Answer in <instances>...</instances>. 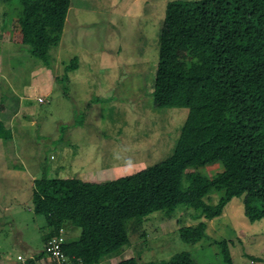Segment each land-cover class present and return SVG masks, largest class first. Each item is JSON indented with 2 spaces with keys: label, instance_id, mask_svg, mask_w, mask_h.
<instances>
[{
  "label": "rangeland",
  "instance_id": "374dc122",
  "mask_svg": "<svg viewBox=\"0 0 264 264\" xmlns=\"http://www.w3.org/2000/svg\"><path fill=\"white\" fill-rule=\"evenodd\" d=\"M168 1L70 0L61 40L49 49L45 67L22 45L12 5L0 0V98L28 85L35 89L29 102L0 99V114L19 106L12 138L0 130V264H20L43 248L45 221L31 203L32 181L43 172L98 182L174 152L188 109L157 108L151 94ZM221 170L219 164L199 168L209 176ZM197 222L186 208L170 216L154 212L103 264L132 256L166 259L181 251L191 252L197 264H222L215 244L222 239L234 264H263L264 218L250 222L242 197L205 221L203 240L183 242L179 229ZM60 230L66 239L77 238V228Z\"/></svg>",
  "mask_w": 264,
  "mask_h": 264
},
{
  "label": "trees",
  "instance_id": "16d2710c",
  "mask_svg": "<svg viewBox=\"0 0 264 264\" xmlns=\"http://www.w3.org/2000/svg\"><path fill=\"white\" fill-rule=\"evenodd\" d=\"M1 1L12 5L22 45L38 65L49 67L48 51L61 40L70 0ZM151 94L157 108L188 109L169 157L110 180L43 172L32 181V209L45 221L44 242L64 225L78 229L77 238L62 245L74 264L118 256L131 233L158 211H191L198 222L179 229L191 245L206 237L205 221L220 216L234 197H242L250 222L264 218V0L168 1ZM208 164L222 170L214 176L199 171ZM215 244L222 264H234L227 240ZM108 264L197 263L181 251Z\"/></svg>",
  "mask_w": 264,
  "mask_h": 264
},
{
  "label": "built area",
  "instance_id": "2783aa9c",
  "mask_svg": "<svg viewBox=\"0 0 264 264\" xmlns=\"http://www.w3.org/2000/svg\"><path fill=\"white\" fill-rule=\"evenodd\" d=\"M65 241L66 237L61 232L58 235L49 237L44 242L43 248L36 253V256L30 257L31 262L29 264H74L62 250ZM20 261L25 263L26 260L24 258Z\"/></svg>",
  "mask_w": 264,
  "mask_h": 264
},
{
  "label": "crops",
  "instance_id": "0c3cea01",
  "mask_svg": "<svg viewBox=\"0 0 264 264\" xmlns=\"http://www.w3.org/2000/svg\"><path fill=\"white\" fill-rule=\"evenodd\" d=\"M40 68V67H39ZM0 71H1V69H0ZM2 73H0V78H1V75ZM0 88H1V85H0ZM52 86H51V90H52ZM51 90H50V92H51ZM35 92V89H34V86H29L28 85V87H27V89L25 88L24 89V91H11L10 92V95H11V97H9V96H2L0 99H1V101H3L2 100V98H4V99H7V100H14V102L15 103H19L20 104V102H22V101H28L29 102V100L30 99H35V96L33 95V93ZM2 93V92H1ZM9 97V98H8ZM17 101H20V102H17ZM4 102V101H3ZM7 107H9V106H7ZM12 108V110L11 109H9V111L10 112H8V113H6V114H4L3 115V113L2 114H0V123H1V125H2V127L5 129V130H7V131H3L4 132V135H8V133L10 134V136L9 137H11L12 138V135H14V133L12 134V132H11V129H10V127H11V125L14 123V117L17 115V113L19 112V106L18 105H16V106H14V107H11ZM18 111V112H17ZM17 112V113H16ZM8 126H9V128H8ZM2 128V129H3ZM12 129H14V130H16L15 129V126H13L12 127ZM104 181V180H103Z\"/></svg>",
  "mask_w": 264,
  "mask_h": 264
}]
</instances>
